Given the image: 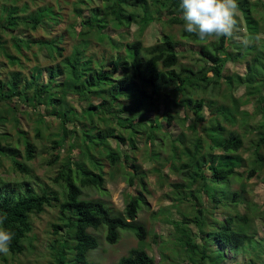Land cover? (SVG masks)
I'll return each instance as SVG.
<instances>
[{"label": "trees", "instance_id": "trees-1", "mask_svg": "<svg viewBox=\"0 0 264 264\" xmlns=\"http://www.w3.org/2000/svg\"><path fill=\"white\" fill-rule=\"evenodd\" d=\"M6 1L8 3H0V54L13 69L6 74L7 65L0 63V128H4L7 122L14 132L3 143L0 142V159L9 160L15 172L30 175L31 170L26 163L38 155L35 142L46 140L50 143L48 165L58 163L52 182L59 188L55 190L47 185L34 188L24 181L11 186L0 178V215L7 217L3 227L14 233L10 254L15 256L25 251V242L34 227L32 217L52 207L58 210V222L51 225L50 264H91L87 254L97 248L98 240L90 230L101 228H105V239L109 244L118 241L120 231L131 232L137 238V247L121 257L117 264H159L148 252L151 246L146 239L151 232L136 220L141 206L146 204L143 194L146 191L145 173L133 167L134 176L130 175L129 185L138 183L141 190L135 195L127 194L121 213H112L100 200L83 198V189L101 191L104 188L105 161L110 168H115L121 162L131 163L135 159L131 153L137 149L138 135L144 137L150 158L156 162L167 138L172 152L170 162L174 165L178 160V168L185 171L182 183L171 184L174 189L170 197L173 206L162 207L158 212L164 222L172 225L174 241L159 242L160 236L151 235L153 243H159L160 262L223 264L228 254H240L246 261L244 264H264V239L251 231L252 221L264 217L249 199L246 182H241L237 191H231L229 186L231 177L239 180L243 175L239 171L243 162L237 155L243 140L234 132L227 136V128L222 122L214 125L222 129L224 139L215 138V135L207 138L203 133L207 128L200 125L204 97L198 101L192 99L193 93L204 92L210 86L221 88L225 82L221 97L226 101L225 95L231 96L233 113L225 102L216 106V101L209 100L208 104L224 117L225 123L237 124L234 112L239 109V101L228 89L231 85L234 87V78L245 89V96L252 98L257 95L250 88L255 73L243 54L238 61L245 63V74L226 77L223 74L228 60L236 58L233 49H241L239 43L221 38L210 46H200L197 58L204 65L196 71L191 68L174 69L183 54L170 36H163L160 46H153L143 53L141 41L135 40L126 44L125 54L118 51L105 61L103 44L113 49L117 46L104 30L110 27L123 31L136 24L140 36L148 25L162 19L160 12L163 10L169 14L165 23L180 25L182 37L199 42L197 37L183 31L180 0H74L64 4L59 0L62 4L39 6L38 0H29L32 5L36 4L30 12H27L28 3ZM66 4L71 6V19L64 32L54 34L53 31L63 22ZM238 4L244 22L242 24L239 19V27H244L245 35L251 37L261 33L259 23L264 21V0H258L254 5L250 0H238ZM38 29L44 31L43 38L28 35ZM4 34L10 36L9 43L15 54L3 40ZM65 35L74 44L72 51L63 56ZM95 46L101 50L92 51ZM24 48L32 53V67L21 62V58L25 63L30 60L23 53ZM43 51L46 57L39 60L38 55ZM54 54L61 57L55 65L49 63L53 62ZM71 96L80 101L79 110L68 103ZM261 100L264 101V95L260 93L256 102L260 104ZM158 104L163 105L162 117L156 111ZM259 104L254 114L261 118L256 128L258 139L250 146L256 166L261 164L264 150V111H261L264 105L260 110ZM175 107L192 110L194 118L188 127L192 132L199 131L200 136L193 150H186L182 157L177 142L185 137L184 134L173 137L166 130L174 122L181 129L189 122L187 116L179 117L173 112ZM152 112L155 115L149 116ZM23 116L33 124V137L22 130ZM54 120L60 127L53 132L49 129ZM109 123L113 128L105 127L100 131L101 124ZM241 127L247 128L248 120ZM12 136L19 142L17 145L23 147L22 153L17 145L11 143ZM109 137L114 139L117 147L127 145L129 150H113L107 142ZM69 139L67 154L61 158L59 152ZM203 142L209 146L210 154L206 152L203 155ZM154 172L162 178L158 169ZM255 173L254 166L247 178ZM215 185L227 187L228 193L214 190L212 186ZM171 209L176 211L175 218L170 217ZM217 211L222 220L215 216ZM2 260L5 261L4 258Z\"/></svg>", "mask_w": 264, "mask_h": 264}, {"label": "rangeland", "instance_id": "rangeland-1", "mask_svg": "<svg viewBox=\"0 0 264 264\" xmlns=\"http://www.w3.org/2000/svg\"><path fill=\"white\" fill-rule=\"evenodd\" d=\"M65 1L73 2L74 0H63V4ZM8 1L0 0V3ZM29 4V10L27 12L33 11L36 7V4L32 5L29 0H19V4L23 3ZM59 0H38L37 6L44 5L46 3H50L52 5H56ZM252 5L258 3V0H250ZM65 6V7H64ZM64 14H63V22L57 27L56 30L53 31L54 34L60 35V32H64L67 23L71 19L70 17V4L64 5ZM240 11V10H239ZM160 16L162 19L159 21H155L148 25L147 29L143 31V33L139 36L138 34V25L131 24L130 27L125 28V30L121 31L117 28H107L103 32L110 36V39L114 41L115 46L117 49H113V47L109 45L103 44L106 52L105 56L107 59L110 55L115 56L116 52H120L121 54H125V47L126 44L132 43L135 40L141 41V52L143 53L145 50L153 47V46H160L162 44L163 36H170L177 42V49L182 52V56L179 58V62L177 66L174 67L176 71H180L183 68H191L193 71L198 70L199 68L203 67L204 63L199 61V57L197 58V53L200 46H210L212 44L217 43V41H212L207 44H202L201 42H193L190 39L184 38L181 35V26L180 25H173L165 23L169 14L166 10L160 12ZM240 22L243 24L242 14L240 11L239 16ZM260 26L262 27V34H264V21H260ZM43 25V24H42ZM240 32L238 35L245 36L244 27H239ZM29 36L32 38H43L45 33L43 30L38 29L34 32H29ZM9 35L4 34L3 40L7 41V47L9 48L12 54H15V51L12 49L11 44L9 43ZM234 43H239L241 49L238 48L233 49V55L236 58L233 60H228L226 63L223 74L224 76H234V74L244 75L245 74V63H239L238 60H241V54L245 56V58L249 61L250 66L253 68L252 71L255 73L253 78L255 80L250 84V88L252 91L256 92L257 95H254L252 98L245 96V89L238 85L237 78L235 79L234 87L232 85L230 88V92L233 91V95L237 100L238 103V110L235 113L236 116V123L234 125H229L225 123V119L222 115L213 109L209 104L208 101H216V106L219 103L225 102L228 107L231 108V113H233V101L229 94H226V101L224 98L221 97V93L224 92L225 82H222L221 88L220 86L214 87L210 86L206 88L204 92L193 93L192 99L195 101L201 100L204 97V105L200 111V125L205 127V131L203 132L204 135L208 138L213 137L215 138L224 139L222 137V129L215 127V123H221L222 125L227 128V136L234 132L233 134L237 133L242 138V148L238 150L237 155L240 157L241 167L239 171L242 172V176L238 180L236 177H231L229 179L230 182V190L237 191L239 190V186L241 182H246V191L249 199L252 201L254 206H257L260 211V216L264 217V150L262 151L261 155V164H257L254 162V158L250 153L251 144L258 139L256 129L259 122L261 121L260 115L256 114V107L259 104L256 102L257 98L260 96V93L264 95V41H261L258 45H253L250 47H243V45L239 42L238 39L232 40ZM74 42H72L68 37L65 35L64 41L62 43V47L64 48L63 56L68 55L72 51V46ZM101 50L100 47L95 46L92 48V51L99 52ZM23 53L27 56L32 54L27 49H23ZM38 55V54H37ZM53 62L50 61V64H57L61 60V57L53 55ZM39 60L44 59L46 57L45 51L42 52V55H38ZM51 60V59H50ZM21 62L26 66L32 67L33 61L31 59L25 63L26 61L24 58H21ZM0 63L6 64L7 60L0 54ZM7 65V64H6ZM6 74L11 72L13 67L5 66ZM5 76V75H4ZM149 91V89H148ZM68 103L75 107L76 110L80 109V101H76L74 96L68 97ZM264 105V101L261 100L258 109L260 106ZM264 107V106H263ZM24 108V107H22ZM261 110V109H260ZM158 114H163V105L158 104L157 110ZM262 112L264 110H261ZM173 112L177 113L179 117L187 116L189 122L185 123L181 128L174 124L171 127H167L166 130L170 132L173 137L180 135L181 133L184 134L181 140L177 143L179 147V152L181 157L184 155L186 150H193V146L197 142L199 136V131L192 132V130L188 127L190 124V120L194 118V114L191 109L178 107L174 108ZM155 114L152 112L149 116H154ZM214 115V118L212 116ZM218 117V120L215 118ZM21 126L29 133L31 137H33V124L30 120L27 119V116H23ZM33 118V117H32ZM248 120V127L243 129L241 125L243 122ZM55 121V120H54ZM11 123V122H10ZM96 123V121H95ZM4 128H0V142L3 143L6 137L9 135H13V128L6 122ZM165 126V123H162ZM60 127L59 122L56 120L52 123V128L49 129L50 131H57ZM113 128L111 123L109 124H101L100 131H104L106 128ZM116 128V126L114 125ZM166 127V126H165ZM117 129H115L116 131ZM118 131V130H117ZM116 131V132H117ZM194 131V130H193ZM125 134V133H124ZM136 139L139 140L137 145V149L131 153V156H134V160L126 163H122L115 168H110L105 161L104 167V188L100 190H96L94 188H86L83 189V198L84 199H92V200H100L102 201L112 213L118 214L123 212L124 210V203L127 198V194L135 195L137 191H140V185L136 183L134 186L129 185V178L130 175L134 176L135 168L139 169L140 172L145 173L144 181L146 183V191L143 193L145 196L146 204L141 206L140 211L137 213V221L140 222L148 232H151V235L156 234L160 236L161 241L171 240L174 241L175 239V232L172 228V225L168 222H164V220L159 217L158 212L160 208L166 206H173V201H171L172 192L174 191L171 184L173 183H182L185 180V171L182 170L179 166L178 160H175L174 165L170 162L172 160V152L170 147L168 146V139L166 138L165 145L161 148L159 161L152 160L150 158V152L145 145L144 137L136 136ZM11 143L16 146L19 142L16 141V137L11 138ZM97 141V140H96ZM160 141V140H158ZM78 142V141H77ZM76 142V143H77ZM107 142L114 148L113 150L119 151H128L129 147L127 145H121L120 147L116 145L113 138H107ZM70 143V139L66 141L63 148H61L59 154L60 157L63 158L67 154V147ZM38 155L37 157L31 161L27 162L26 165L31 170L30 175H24L20 172H15L12 169L11 162L5 158L0 159V178L9 183L11 186L17 184L21 181L29 182L34 188L36 185H47L55 190H59L58 186L53 184L52 178L55 177L56 171L58 169V163L49 166L48 160L50 158V143L46 140L35 142ZM206 143H202V149L205 151L203 155L207 153H211L209 146L205 145ZM18 149L22 153L23 147L19 144L17 145ZM119 148V149H118ZM207 156H205L206 158ZM256 167V173L251 177L247 178V174L252 167ZM177 167V168H176ZM155 169L160 171L162 178L154 172ZM225 183V182H224ZM227 184V183H226ZM228 186V185H226ZM214 190L220 191L223 194L228 193V188L222 185H215L212 186ZM242 211V210H241ZM171 218L176 217V211L171 209L170 210ZM221 212V211H220ZM215 216L218 219H223L221 214L218 211L215 213ZM58 210L56 208L47 207L44 212L40 215H35L32 217L33 221V231L29 236L28 241L25 242L26 249L22 254L12 256L10 253L7 256L0 254V264H50L51 255L48 245L52 241V228L51 225L53 223L58 222ZM194 232L196 230H193ZM251 231L257 233V237H262L264 239V219L260 220H253L251 223ZM95 237L98 240V246L96 249L90 251L87 254V260L91 264H117L118 260L126 256L128 252L132 249L137 247L138 241L137 238L128 231H120L118 241L115 244H109L106 239V230L105 228H101L98 231H92ZM147 237L146 242L150 244L151 251L148 250L149 254L153 256L156 263L159 264H170L169 262H160V254L158 251V244L153 243L152 236ZM158 241V240H157ZM168 241V242H171ZM172 243V242H171ZM5 259L3 261L2 259ZM244 258L242 255L233 256L228 254L226 260L223 264H244Z\"/></svg>", "mask_w": 264, "mask_h": 264}, {"label": "clouds", "instance_id": "clouds-1", "mask_svg": "<svg viewBox=\"0 0 264 264\" xmlns=\"http://www.w3.org/2000/svg\"><path fill=\"white\" fill-rule=\"evenodd\" d=\"M183 31L198 38L202 44L212 41L238 39L243 47L258 45L264 34L240 36L238 0H180ZM6 215H0V254L10 253L14 233L3 227Z\"/></svg>", "mask_w": 264, "mask_h": 264}]
</instances>
